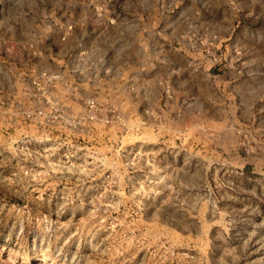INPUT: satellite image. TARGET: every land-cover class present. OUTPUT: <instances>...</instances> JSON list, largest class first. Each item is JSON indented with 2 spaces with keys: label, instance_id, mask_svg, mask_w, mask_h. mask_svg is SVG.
<instances>
[{
  "label": "rangeland",
  "instance_id": "rangeland-1",
  "mask_svg": "<svg viewBox=\"0 0 264 264\" xmlns=\"http://www.w3.org/2000/svg\"><path fill=\"white\" fill-rule=\"evenodd\" d=\"M0 264H264V0H0Z\"/></svg>",
  "mask_w": 264,
  "mask_h": 264
},
{
  "label": "crops",
  "instance_id": "crops-1",
  "mask_svg": "<svg viewBox=\"0 0 264 264\" xmlns=\"http://www.w3.org/2000/svg\"><path fill=\"white\" fill-rule=\"evenodd\" d=\"M81 33L83 34L81 37H83L84 34H85V32L82 31ZM73 35H74V32H71V34H70L68 40H70V39L73 37ZM91 37L99 38V37H100V33H99V35H97V32L92 33V36H89V37L86 35V38H91ZM50 50H51V49H50ZM51 55H52V56H55L56 54H55V52H53V53H51ZM18 67H20L21 69H23V66L21 67L20 65H18ZM28 67H29V69H31V66H28ZM30 71H32V70H30ZM32 72H33V71H32Z\"/></svg>",
  "mask_w": 264,
  "mask_h": 264
},
{
  "label": "built area",
  "instance_id": "built-area-1",
  "mask_svg": "<svg viewBox=\"0 0 264 264\" xmlns=\"http://www.w3.org/2000/svg\"><path fill=\"white\" fill-rule=\"evenodd\" d=\"M87 104H88V106H89L90 108H93V107H94V103H93L92 101H88Z\"/></svg>",
  "mask_w": 264,
  "mask_h": 264
}]
</instances>
